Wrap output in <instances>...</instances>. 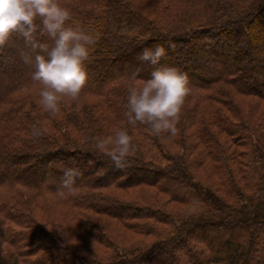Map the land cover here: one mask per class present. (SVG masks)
I'll return each mask as SVG.
<instances>
[{"label": "trees", "instance_id": "1", "mask_svg": "<svg viewBox=\"0 0 264 264\" xmlns=\"http://www.w3.org/2000/svg\"><path fill=\"white\" fill-rule=\"evenodd\" d=\"M59 2L70 10L81 29L99 34L85 61L88 77L79 97L100 98L113 119L121 122L118 129H128L136 150L128 157L126 167L116 168L96 145L91 146L92 136H101L110 130L106 124L99 127L106 117H100L97 108L86 104L81 113L63 114L72 121L48 114L49 118L38 116L32 126L26 124L31 107L26 113H22L23 108L27 101L35 106L26 92L40 84L32 79L34 70L18 71L20 66L31 65L25 61L24 54L34 57L35 53L19 33L13 32L17 37H10L0 49V186L10 190L21 187L27 190L22 199L28 197L38 205H41L37 199L40 195H51L73 209L115 218L138 236L151 240H145L140 248L137 246L142 241L137 240L140 241L137 246L123 252L97 223L87 217L79 218L75 226L86 227L92 238L108 248H116L105 262L94 263L91 259H81L68 244L67 240L72 238L69 232L75 228L68 222L56 220L58 226L54 223L55 232L52 233L30 210L5 202L0 212V246L6 244L13 251L6 262L0 264H188L191 260L185 251L188 245L199 249L198 252L202 249L199 247L209 246L202 249L209 264H217L225 258L231 264L264 263V114L260 116L263 111L258 102L252 104V113L243 114L242 104L229 94L231 89L232 94L264 102V54L259 55L262 60L254 69L240 65L235 70L229 69L238 64L233 50L237 38L232 39L236 33L241 32L246 41L252 40L250 49L243 50L242 54L252 60L248 54L258 53L253 40L264 38V25H259L264 20V0H181L182 6L176 12L170 13L167 6L163 7L166 16L162 19L166 21L156 18V13L138 0ZM160 3L151 1L154 10L160 9ZM173 20L178 21L171 24ZM202 36H208L207 46L200 44ZM37 38L44 39L39 35ZM181 42L185 44L179 47L185 46L187 50L180 54V62L196 63L189 70L174 57V48ZM157 44L166 48L162 65L175 66L180 71V67L185 68V73L192 77L188 94L199 100L207 99L203 109L209 121L198 130L199 139L205 145L204 154L197 151L195 137L193 141L185 140L180 132L182 152L175 153L161 142L160 135L149 131L148 125L137 122L133 126L127 120V88L133 74L138 73L137 79L147 78L156 67L141 61L139 54ZM252 71L262 78L258 80L262 87L246 85ZM221 84L229 86L225 90L221 87L226 99H217L214 94ZM211 110L214 115L209 114ZM227 110L236 116L230 118ZM192 116L195 118V113ZM88 117L95 121V132L86 127ZM44 121L48 122L49 129L55 127L59 132H71L74 121L79 125L84 123L88 134L85 138L89 140L76 142L68 134L62 138L58 136L61 133H47ZM34 128L40 129L39 135L43 138L35 134ZM181 129L184 133V126ZM221 132L233 143L232 150L217 138L216 134L221 135ZM29 133L36 136L31 137ZM142 135L154 142L157 151L150 160L141 156ZM69 167L80 173L76 178V190L74 194L61 195V181ZM197 167H204V171L210 168L213 176L220 178L224 189L221 195L211 189L215 184L206 182L202 174L198 177ZM82 169H86L90 179H83ZM140 184L155 188L164 198L154 196L155 202H135L106 192L111 187L122 189ZM230 196L234 199L229 200ZM205 200L210 206L212 204L211 208L196 210L194 215L185 214V220L169 216L170 202L204 204ZM119 210H129V214L124 216ZM164 224H171V231H167ZM232 230L239 232L232 233ZM242 230L244 233L240 237ZM221 234L224 235L221 243L215 247L213 239ZM198 252L199 257L201 252ZM256 255L259 261L254 263L251 259ZM192 262L199 264L200 261L195 258Z\"/></svg>", "mask_w": 264, "mask_h": 264}, {"label": "rangeland", "instance_id": "2", "mask_svg": "<svg viewBox=\"0 0 264 264\" xmlns=\"http://www.w3.org/2000/svg\"><path fill=\"white\" fill-rule=\"evenodd\" d=\"M151 1L152 0H138V2L141 5L148 7L150 12L156 13V18H158L161 21H166L165 19H162L164 16H166V15H163L165 11V9L163 8L164 6H167L168 10H171L170 13L178 11L182 6L181 0H156L158 1V3L161 2L160 3L161 7L158 10L157 9L154 10L153 9L154 5L151 4ZM148 3L150 4L148 5ZM177 21L178 20H173L171 24ZM262 22L263 23L259 25H264V20H262ZM15 34L12 33L10 37H17ZM41 37L42 39L44 38L43 39L44 41L48 40V37L46 36H41ZM236 38H237V42L235 43L233 50H234V54L237 56L236 62L238 64L235 67L234 66H232V68L229 67V69L235 70L239 65H240L239 67H245L247 69L250 67V69H254V66L257 65V63L260 60H262L260 56L264 54V38L253 40V43L256 45L255 49H257L258 53L248 54L251 58H253L252 60L248 59L247 55L242 54L243 50L246 51L247 49H250V43L252 44V40L248 41L247 39L246 41V38H244L241 32L236 33L235 37H233L232 39H234L235 41ZM209 42L210 40L208 36H205V37L202 36L200 40L201 45L207 46ZM184 44L185 42L178 43L177 44L178 47L174 48L175 49L174 57L176 60L179 59L178 60L179 62H180V56H181L180 54H182V52H185L187 50V47L185 49V46L183 49L179 47L180 45L182 46ZM2 60L4 62V59ZM253 60L255 62L252 63ZM180 63L182 65H185L187 70L191 69L192 66L195 67L196 65V63L195 64L188 63L189 65L185 62L184 63L180 62ZM30 64L31 65L29 67L20 66L17 69L18 71L25 70L26 72L35 70L34 63H30ZM180 69H181V72H186L185 68L180 67ZM251 74L252 75L250 79L247 81L246 85H250L252 88L262 87L258 81L261 77L256 75L253 71L251 72ZM188 77L192 78L190 75H188ZM221 87L223 88V90H225L229 86L225 84L219 85V89L216 90L214 94L217 96V99H219L220 97L223 99L224 98L226 99L227 96L223 95L224 93L221 92V89H222ZM39 88H40V85H37L35 87L33 86L32 89L26 92L30 100H33L35 102V106H30V103H28L27 101V104L24 106L23 111H22V113L24 112L26 113V111H28L29 108L31 107V114L30 115L27 114L26 116V124L31 125V126L34 123V121L37 120L38 116H41L42 118H49L48 113L42 108L41 104L39 103V99H40L39 98ZM229 94L230 96L233 95L235 99L237 98L236 99L237 103L242 104L243 114L247 115L248 112L252 113L251 106L255 102H258L260 111H263L260 114V116L264 114V102H262L260 99L251 97V96H240L237 93H236L237 95H235V93L232 94L231 89H230ZM61 100L62 101H60V103L62 104L60 105V110L55 114L59 118V120H61L60 119L61 117H65L66 120L72 121V119L64 116L63 114H65L66 112L81 113L82 112L81 108L85 104L92 108H97L96 112L100 117L102 118L106 117L105 123L101 122L99 127H104L106 124V126L108 127V130L110 131H107L105 134L101 136L100 135L92 136L94 138L106 137L110 135L111 133H114L113 130H117L119 126H122L120 121H116L115 119H113L114 118L113 115L109 112L107 107L104 105L103 101L98 97H94V96L79 97L77 100H72L70 97L65 96ZM206 101L207 99L199 100L198 97L190 96L189 94H187L184 99V103H183L181 113H180V118L177 124V134L173 137V136H170L166 132H161L159 134L161 137L160 138L161 142H163L165 146H168L170 150L175 151V153L182 152V149H180L181 141L178 139L179 138L178 134L181 132V136L185 140L193 141L192 138L195 137L194 145H198L197 151H199V154H204L206 149H205L204 143L199 139L198 130L202 126L206 125L207 121H209V118H206L207 117L205 113L206 110L203 109L204 107L203 105ZM65 105L67 108H70L71 106L72 109L71 110L65 109L64 107ZM197 108H199L200 110H198ZM195 109H197V112H194ZM192 113H195L196 115L195 118H193ZM209 114L214 115L213 110H211ZM227 115L232 119L234 116H236V114L232 112L231 110L229 111L227 110ZM255 115H258V113ZM90 116H94V115H90ZM212 120L214 121V116L212 117ZM44 123L46 125L45 130L47 133L51 132L53 135L61 133L58 136H61L62 138H66L68 134L70 138L76 142L89 140V138L88 139L85 138L88 136L87 131L84 128V126H86L85 124H88V126L86 127H88V129L91 132H95L96 130L95 121L90 119L89 117L87 118L85 124L82 123L81 125H79L77 121L72 122L71 127L73 128V130L71 132H67V131L59 132V130L55 127H51L49 129L48 122L44 121ZM126 126L127 127L130 126V124L126 123ZM181 126H184L185 128L184 133H182L183 130L181 129ZM209 126H212V125H209ZM214 126H216L215 122H214ZM194 132H195V135H194ZM29 134L31 135V137H35L37 135V134L33 135V133H29ZM154 135L157 136V134H154ZM37 136L40 138H43L42 135H37ZM216 136L217 138L219 137L220 142L224 144L225 147L229 145L230 148L229 147L228 148L232 150L233 143L231 142V140L228 138V136L225 133L221 132V135L216 134ZM47 137L52 138L51 136H47ZM140 142H141V147H142L141 156L147 160H150L151 157L153 156V152H157L155 150L154 142L149 140L143 135L140 138ZM90 144H92L91 146L96 145V140L94 139L93 143L90 141ZM9 169L10 168L8 167L7 169L8 173H9ZM82 170H83L82 173L84 175L83 179L85 180L90 179V174L86 172V169H82ZM197 172H198L197 175L199 178H200V174H202L206 182L215 184V186H211V189H216L218 195L222 194L224 189L222 187L221 180L220 178H216V176H213L214 172H212L210 168L204 171V167H197ZM57 179H60V178L57 177ZM109 179H111L110 176H109ZM4 188L5 186H0V212L2 211V207H3L2 203H5V202H10V204L13 206L23 207L26 210H30L31 212H33V214L39 219V221H41L43 224L45 223L48 230L52 233L55 232L54 223L57 224L55 222L56 220L61 223L68 222L69 225L75 228L73 232L71 231L69 232V235L72 238L71 239L69 238L67 242L68 244L72 245L71 247L75 248V251H77V254L79 255L81 259H91L93 262L102 260L103 262H105L108 258H110L111 254H113L114 250L118 246H121L120 250H122L123 252L124 251L128 252L129 250H131L130 248L137 246L140 243V241L142 242L140 243V245L137 246V248L138 247L140 248L145 240H151L150 238L146 236H138L139 234L133 232V230L129 229L128 227L126 228L124 225L119 223L115 218H111V217H108L106 215H101V214L95 215L96 214L95 212L89 211V210L73 209L65 205L61 201H58L51 195H40L39 198L37 199L41 201V205H38L35 201L28 200V197L26 199H22L24 195L23 192H26L27 190L21 187L16 190H10V189H4ZM106 192L118 198L135 200V202H139V201L155 202L156 197L154 196L164 198L163 195L159 194L155 188L151 186H145L142 184L137 185V186L128 187V188H122V189H116L115 187H111ZM228 198L229 200L234 199L233 196H230ZM168 206L171 208V211H169V214H170L169 216L173 217L174 219L178 221H182V220H185L184 219L185 214L194 215L196 210L200 212L202 208L204 209L209 208V207L211 208L212 204L210 206V204L207 201L204 204H198V203L179 204V203L170 202ZM119 212H122L124 216H127L129 214V210H123V211L119 210ZM205 212L206 211H203V213ZM85 217L90 218L93 221V223H97L100 226L101 230H103L104 233L108 234L110 239L114 241V243L116 244V248H108L103 242L99 241L98 239L92 238L91 234L87 232V228L85 226H83L85 228H81L82 226H77V225L75 226V223H77L79 218H85ZM164 225H166L165 227L167 228V231H171V227H172L171 224L168 226L167 224H164ZM88 227L90 228L89 225ZM212 231L213 230L211 229L208 231V233L211 234L210 232ZM233 232L237 233L239 231L232 230V233ZM243 233H244L243 230L240 231V237L243 236L242 235ZM223 236H224L223 234L217 235L216 238L213 239L215 247H219V244L221 243L220 240ZM207 237H208L207 240H209L210 235ZM137 240H140V241L138 242ZM199 248L205 249V248H209V246L208 247L201 246ZM196 249L197 248L193 249V246L191 245H188V247L186 248L185 251L187 252V254H189L188 259L189 258L191 259L188 264H193L192 260L193 259L195 260V258L200 261L199 264H209L208 260L205 257V252H202L203 250L200 249L199 252H201V254L198 257L196 252H198L199 249L198 250ZM0 251H1L0 252V262H6V257L10 256L13 250L8 245L3 244L0 246ZM211 254H214V253H211ZM251 261L256 263L259 261V257L257 258V255H256L255 258L251 259ZM217 264H231V263L228 260V258L227 259L225 258L222 260V262H218Z\"/></svg>", "mask_w": 264, "mask_h": 264}, {"label": "clouds", "instance_id": "3", "mask_svg": "<svg viewBox=\"0 0 264 264\" xmlns=\"http://www.w3.org/2000/svg\"><path fill=\"white\" fill-rule=\"evenodd\" d=\"M13 32L19 33L35 53L34 57L24 54V59L34 63L32 79L40 84L39 103L54 116L60 110L63 97L79 98L88 77L85 61L99 34L81 29L70 10L59 0H0V49ZM38 35L46 36L48 40L38 39ZM165 55L166 48L162 44L145 48L139 54L141 61L156 67L147 78L137 79L138 73L133 74L127 88L125 115L133 126L139 122L148 125L154 134L166 132L174 137L189 92V77L175 66L162 65ZM34 132L39 135L40 129L34 128ZM94 139L96 147L111 159L116 168L126 167L128 157L136 150L127 128ZM79 175L75 168L65 169L61 195L75 193Z\"/></svg>", "mask_w": 264, "mask_h": 264}]
</instances>
